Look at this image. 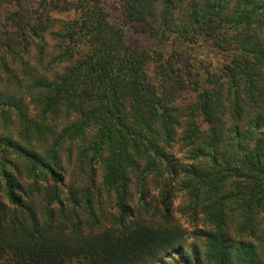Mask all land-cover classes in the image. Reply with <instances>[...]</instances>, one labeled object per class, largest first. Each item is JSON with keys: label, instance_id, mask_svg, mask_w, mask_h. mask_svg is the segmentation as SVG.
<instances>
[{"label": "trees", "instance_id": "trees-1", "mask_svg": "<svg viewBox=\"0 0 264 264\" xmlns=\"http://www.w3.org/2000/svg\"><path fill=\"white\" fill-rule=\"evenodd\" d=\"M10 1L0 264H264V0Z\"/></svg>", "mask_w": 264, "mask_h": 264}, {"label": "rangeland", "instance_id": "rangeland-1", "mask_svg": "<svg viewBox=\"0 0 264 264\" xmlns=\"http://www.w3.org/2000/svg\"><path fill=\"white\" fill-rule=\"evenodd\" d=\"M38 0H25L21 3H24L25 6L29 9L30 13L32 12V16L34 18L39 19V16L44 11L43 9H40V11L34 10L36 7L39 6L37 3ZM107 8H109L112 11L113 16L116 19L124 20L125 17V10L124 6L122 4V0H107ZM18 10V6L13 3L10 0H0V39H7L9 36L15 35L18 30L14 32V24L16 22L15 16L11 15L12 11ZM34 10V11H33ZM31 14L29 12L25 14L28 18ZM55 16L67 18V17H74L76 15L75 11H55ZM144 25L140 23H133L131 24V30L129 32V40L133 45H142L144 47H149V45H153V42L148 37V31L143 33ZM142 32V33H139ZM194 55L201 61H203L204 64H207L209 66H216L219 64V57L216 51L211 49L210 47L201 46L197 47L194 51ZM68 169L70 171L73 169L72 167H69L67 165ZM104 205L108 206L107 202H104ZM107 213L111 214V208L110 206L107 208ZM104 225H109L110 222L108 220L103 221Z\"/></svg>", "mask_w": 264, "mask_h": 264}]
</instances>
